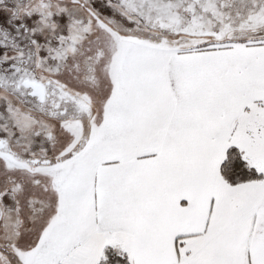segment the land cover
Here are the masks:
<instances>
[{
	"label": "snow or ice",
	"instance_id": "snow-or-ice-1",
	"mask_svg": "<svg viewBox=\"0 0 264 264\" xmlns=\"http://www.w3.org/2000/svg\"><path fill=\"white\" fill-rule=\"evenodd\" d=\"M0 264H264V0H0Z\"/></svg>",
	"mask_w": 264,
	"mask_h": 264
}]
</instances>
